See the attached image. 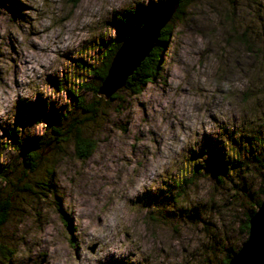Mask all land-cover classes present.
Here are the masks:
<instances>
[{"label":"rangeland","instance_id":"rangeland-1","mask_svg":"<svg viewBox=\"0 0 264 264\" xmlns=\"http://www.w3.org/2000/svg\"><path fill=\"white\" fill-rule=\"evenodd\" d=\"M167 1L157 0L148 7L137 5V8L147 15L149 8L157 9ZM0 6L11 13L9 23L15 22L17 17L25 18L21 9L26 6L18 0H0ZM2 23L0 21V25ZM168 23L173 26V33L164 46L174 44L176 50L170 73L181 66L180 62L184 61L186 55H198L195 64L189 63V71L199 72L201 78L208 72L233 83L247 79L248 85L243 91L233 88L228 93L217 89V95L233 97L229 101L233 109L231 120L227 126L220 124L219 137L204 134L199 142V151L189 149V155L177 163L175 174L161 178L170 179L171 183L163 181L156 191L145 189L135 201L129 200L130 204L125 210L131 209L132 216L139 213L140 219L147 224L143 242L148 252L141 264H220L223 257L237 249L245 239L247 233L243 231V225L246 215L256 209L255 202L263 197L260 188L264 187V0H193L179 18L172 16ZM205 36L208 37L205 48L191 53L192 45ZM112 39L90 41L80 50L84 59L73 62L65 57L69 67L61 77H46L54 88L68 97L66 105L58 109L50 103L46 108L45 100L39 93L34 101L17 100L14 122L3 123V138H0V171H4L7 179L15 180L22 168L17 142L25 144L30 138L37 137L25 136L22 142L20 140L19 125L25 126L39 119L32 116L26 118L23 108L30 104L39 105L49 114L50 120L61 125H65L67 119L81 118L82 114L73 105L69 91L81 95L85 101L98 100L96 95L84 88V84L89 82L95 85L88 67L99 66L102 60L100 46L103 41ZM162 50L159 68L163 67L164 62ZM87 53H91V56L88 57ZM73 63L74 68L71 67ZM160 79L163 80V77ZM125 90L124 87L118 89L115 100L100 97L98 106L102 113L96 121L87 122L82 128L85 135L95 141V147L86 159L80 160L74 155L71 141H61L44 152L36 170L28 176L29 184L33 190L37 186L40 197L32 195L33 192L19 195L8 222L0 230V251L2 246H7L13 253L5 260L0 252V264H55L56 258L64 252L60 237L65 235L59 232L57 226L64 223L69 230L72 227L62 201L68 205L69 211L75 206L91 215L92 206L96 205L103 212L109 203L115 202V194L109 195L105 190L119 184L125 177V169L132 168L134 163L143 167L145 156L151 160L154 140H149L146 147L139 151H136V145L142 137H137L131 145L127 142L110 143L113 134L123 133L126 128L123 122L112 123L110 115L120 112L124 106ZM42 120L46 122L44 134L48 135V118ZM202 153H207L203 166L196 163V160L203 158ZM48 168L52 171L50 179L46 177ZM209 175L214 181L212 195L227 198L219 200L212 207L198 205L197 209L194 207L188 213L179 209L177 214H186L188 219L171 217L174 213L169 211H165L164 216L159 210L144 216L142 209L134 204L179 203L188 190L187 186L192 185L197 176ZM226 183L231 185L230 188L224 187ZM93 188L96 190L93 191ZM7 191L0 178V195ZM81 218L87 219V216ZM101 219V216H97L93 226ZM167 229L178 234L171 249L162 247V242L152 239L158 232ZM76 231L80 233L77 238L79 243L70 233L67 234L72 255L77 264H92L88 253L94 247L92 250V246L84 245L86 234L79 225H76ZM122 234L125 238L129 235ZM181 240L184 242L181 243ZM20 246L26 248L25 255H16ZM154 254H163L165 258L163 261L155 260ZM97 264H127V261L125 257H115L109 253L103 262L98 261Z\"/></svg>","mask_w":264,"mask_h":264},{"label":"clouds","instance_id":"clouds-1","mask_svg":"<svg viewBox=\"0 0 264 264\" xmlns=\"http://www.w3.org/2000/svg\"><path fill=\"white\" fill-rule=\"evenodd\" d=\"M18 2L26 6L21 9L25 18L17 17L13 23H9L11 13L6 7L0 6V21L3 22L0 25V138H3V123L14 122L18 99L34 101L39 93L45 100L46 108L50 103L58 109L61 105H66L68 97L54 88L46 77H61L69 67L65 63V57L73 62L84 59L80 50L90 41L116 38V27L111 23L113 18L124 17L125 12L135 13L137 5L148 7L157 3V0ZM207 41V36L199 39L197 44L192 45L190 52L203 50ZM162 49L163 67L158 69L153 79L145 81L138 91L125 90L124 106L120 112L110 114L112 123L120 121L126 124L124 132L113 134L110 143L127 142L131 145L137 137H142L141 142L136 145V151H139L146 147L149 140H154L155 143L151 145V160L145 156L143 167L134 163L132 168L125 169V177L119 184L105 190L109 195L115 194V202L109 203L103 212L96 205L92 206L91 215L75 206L69 211L68 205L62 201V207L71 218L72 227L69 230L64 223L57 226L59 232L65 235L60 237L64 252L56 258L55 264H77L67 235L70 233L77 240L80 233L76 231V225L86 234L83 238L84 245L94 247L88 253L92 264L103 262L109 253L115 257H125L127 264H141L148 252L143 242L147 224L140 219L139 213L132 216L131 209L125 210L130 204L129 200L135 201L145 189L156 191L163 181L171 183L170 179L161 178L175 174L177 163L189 155V149L199 151V142L204 134L218 138L220 124L227 126V122L231 120L233 109L229 101L233 97L217 95V89L225 93L233 88L243 91L248 80L241 79L233 83L231 80L218 79L208 72L201 78L199 72L188 70L189 63L195 64L199 59L198 55H186L184 61L180 62L181 66L170 73L171 64L176 58L175 45L162 46ZM86 55L90 57L91 53ZM71 67L74 68L75 64ZM161 76L163 80L160 79ZM45 129L46 122L42 119L25 126L19 125L20 140L22 142L25 136L40 137ZM201 155L203 158L196 160V163L203 166L207 153ZM213 184L211 175L197 176L194 183L187 186L188 190L179 203L172 201L164 205L148 206L134 204L142 209L144 216L159 210L164 216L165 211H169L174 213L171 217L187 218L186 214H177L178 210L184 209L188 213L194 207L197 209L198 205L212 207L219 200L227 198L212 195ZM230 186L226 183L224 187L227 189ZM92 190L95 191L96 188ZM81 216H87V219H82ZM97 216L102 217L101 222L93 226ZM122 233L129 235L125 238ZM177 237V233L167 229L158 232L152 239L162 242V247L171 249ZM26 252V248L20 246L16 255L22 256ZM164 258L163 254H154L155 260L163 261Z\"/></svg>","mask_w":264,"mask_h":264},{"label":"trees","instance_id":"trees-1","mask_svg":"<svg viewBox=\"0 0 264 264\" xmlns=\"http://www.w3.org/2000/svg\"><path fill=\"white\" fill-rule=\"evenodd\" d=\"M175 1L178 2V8L176 9L173 17L177 19L183 13L187 5L193 2V0H168L166 3ZM73 2H77V0H73ZM149 10V14H151L155 11V7L149 8ZM123 16L124 17L116 16L111 22L116 27L117 36L112 40L102 42V45L100 46L102 48V60L100 59L101 63L99 64V66L88 67V71H90V74L95 79L96 83L95 85H92L88 82V84H84V88L87 91H90L93 95H96L98 97V100L85 101L81 95H77V93H75L74 91H69V95L72 99L73 105L78 109V112L82 114L81 118L72 120L67 119L66 124L61 125L53 119L50 120L49 114H47L46 110L39 105L36 106L30 104L23 108L26 118L30 116H32L33 119H36V117H39V119L48 118V135L43 134L40 137L32 139L30 138V140L25 144L17 142L16 148L21 153L22 168L15 180L7 179L4 176V171H0L2 184L4 185V187H6V189H8L5 194L0 195V230L3 225L8 222L12 213V208L18 200L20 194L24 192H33L32 195L39 196L37 195V186L34 190L32 189L31 185L29 184L28 176L29 173H33L36 170L41 159L44 157V152L46 150L53 148L61 141H71L73 145L74 155L80 160L86 159L93 151L95 147V141L90 136L85 135V133L82 131V128L86 125L87 122L96 121L97 117L102 113L100 107L98 106L99 102L101 101L100 96L97 92L98 86L105 76L109 61L118 45L120 44L121 40L128 36V34L133 29L141 24L145 15H143L141 13V10L137 8L135 13L125 12L123 13ZM171 33H173V26L171 25V23H168L161 29L158 40L150 51V55L146 56L144 60L141 61L140 65L129 76L122 87H124L126 90L136 92L140 89L141 85L145 81L154 78V74L159 68L160 51L162 49V46H164V44L170 38ZM117 96L118 93L115 92L109 99L115 100L117 99ZM10 137L14 138V136ZM51 173V169L48 168L46 172V177L48 179H50ZM260 192L264 196V187L260 188ZM260 201L261 200L258 199L255 202V205L258 206ZM255 210L256 209L251 210L246 215V218L244 220L243 231L246 233L248 231V218ZM236 250L237 249H234V251H232L231 253L226 254L221 260L220 264H226L229 257H231V255ZM0 252H2L4 259L7 260L13 253V250L7 246H2Z\"/></svg>","mask_w":264,"mask_h":264},{"label":"water","instance_id":"water-1","mask_svg":"<svg viewBox=\"0 0 264 264\" xmlns=\"http://www.w3.org/2000/svg\"><path fill=\"white\" fill-rule=\"evenodd\" d=\"M177 8L176 1L161 5L151 14L145 15L141 24L121 40L98 86L100 97L110 98L125 84L141 61L150 55L161 29L170 21ZM226 264H264V196L248 218L245 239Z\"/></svg>","mask_w":264,"mask_h":264}]
</instances>
